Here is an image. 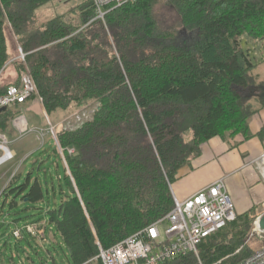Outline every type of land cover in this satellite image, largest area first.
Wrapping results in <instances>:
<instances>
[{
  "label": "trees",
  "instance_id": "1",
  "mask_svg": "<svg viewBox=\"0 0 264 264\" xmlns=\"http://www.w3.org/2000/svg\"><path fill=\"white\" fill-rule=\"evenodd\" d=\"M48 1L0 0V95L28 68L50 120L96 106L81 128L56 129L63 155L56 143L52 151L69 191L42 228L47 235L54 225L71 264H104L100 246L108 249L171 211V185L204 143L251 136L249 119L264 109V0H134L109 8L104 20L92 0H83L44 21L37 10ZM163 5L191 38L162 24ZM249 39L261 40L257 52L246 47ZM236 87L261 92L244 97ZM35 102L33 96L24 105ZM21 106L0 111L1 132L9 134ZM8 192L23 202L44 200L39 178ZM262 214L255 207L237 214L202 240L201 262L236 264L249 256L253 251H236ZM161 264L199 263L189 253Z\"/></svg>",
  "mask_w": 264,
  "mask_h": 264
},
{
  "label": "built area",
  "instance_id": "2",
  "mask_svg": "<svg viewBox=\"0 0 264 264\" xmlns=\"http://www.w3.org/2000/svg\"><path fill=\"white\" fill-rule=\"evenodd\" d=\"M92 1L97 12L96 18L104 20L109 8H119L134 0ZM18 49L19 58L25 61V55L19 45ZM33 96L37 97L38 103L43 106L35 80L29 69L26 68L21 74L20 84L9 85L4 94L0 95V109L24 105ZM88 110L89 108L80 109L73 116L65 119L62 123V129L74 131L81 128L86 121L92 119L94 110ZM47 119L49 121L48 116ZM12 126L18 134L15 139H20L29 132L35 131L31 129L28 118L23 112L18 113L13 118ZM49 128L54 135L59 152L63 155L56 135V126L54 127L49 121ZM38 133L41 144H44V133L40 131ZM12 142L7 134L0 131V167L14 160L17 156L16 151L11 148ZM253 163L258 166L264 177V151L253 160ZM173 199L174 206L164 217L108 249L100 246L99 257L104 264H161L189 253L196 256L199 264H203L200 260L198 245L202 240L219 232L237 218L236 205L229 192L227 179L221 177L184 200L177 198L174 194ZM165 223L168 226L163 230L162 226ZM43 225L45 224L29 222L23 226H16L12 235L19 240L24 237L25 233L46 238ZM256 230L264 234L258 228V223H256ZM236 264H264V248L252 252Z\"/></svg>",
  "mask_w": 264,
  "mask_h": 264
},
{
  "label": "rangeland",
  "instance_id": "3",
  "mask_svg": "<svg viewBox=\"0 0 264 264\" xmlns=\"http://www.w3.org/2000/svg\"><path fill=\"white\" fill-rule=\"evenodd\" d=\"M82 1L83 0H50L39 7L37 13L41 20L46 21L57 15L68 13ZM159 9L160 19L165 27L179 30V38L192 37L191 33L180 29L178 16L172 8L163 5ZM11 35L13 39H16L15 35L12 33ZM260 41L254 42L249 39L246 42V47L251 46L254 52H257V47L261 44ZM14 75L15 73L12 74L13 77ZM10 80H13V78H8L6 83ZM236 92L245 97L258 95L261 91L252 87H236ZM253 100V102H255V99ZM88 107V111L94 110L95 112L96 106H94V104H90ZM40 108L41 107L37 104L33 108L27 104L21 106L20 112L25 113L31 129L35 131L29 132L20 139H15L18 134L12 126V122L8 127L10 132L7 135L13 141L11 148L16 151L17 156L14 160L0 167V264H71L68 250L56 231H54V233L57 234L56 242L51 233L49 237L47 236V239L43 238V236L40 238H32L27 235L24 239L19 240L12 235L16 226H23L28 221H37V223L45 224V220L48 219L47 211L49 209H58L63 200L66 199L68 195L67 192L69 191L65 180H59L60 177L64 176L65 170L64 166L59 162L52 151V147L56 142L49 128V121L54 127L56 126L57 130L62 129L63 121L73 116L74 113L78 112L80 109L72 113L60 114L48 121ZM93 115L94 113L92 117ZM38 131L44 133V144H41ZM57 163H59V165H57ZM255 169V179L257 178L258 181L260 180V184L264 187V180L260 171L256 167ZM28 177L31 183L39 178L44 190V200L42 202L29 203L26 201L27 199L23 202L19 196H14V194L10 192H8L7 196L3 195L5 190L10 189L11 184L19 185L25 183ZM244 183L250 184L249 182ZM248 184H243L242 186L244 195L253 189L247 186ZM14 200L17 201L18 204L11 207V203ZM257 205L258 211L263 212L264 201ZM167 226L168 224L165 223L162 229L165 230ZM48 239H51L54 244L49 243L50 240ZM226 239H228V236H226ZM243 248L246 249L247 252H255L264 248V234L259 233V231L256 230V226L246 238L244 245L238 249L236 253H239Z\"/></svg>",
  "mask_w": 264,
  "mask_h": 264
},
{
  "label": "crops",
  "instance_id": "4",
  "mask_svg": "<svg viewBox=\"0 0 264 264\" xmlns=\"http://www.w3.org/2000/svg\"><path fill=\"white\" fill-rule=\"evenodd\" d=\"M16 41L14 39L13 43L18 47ZM36 104L41 107L43 114L48 116L44 107L38 102L30 107L33 108ZM249 128L251 136L248 138L243 134L228 139L217 136L204 143L201 155L190 166L179 170L177 180L171 185L173 194L184 200L219 178L226 177L237 213H245L254 207L258 210L257 204L264 201V187L260 184V180L255 179V167L258 168V166L253 163V160L264 151V109L249 119ZM260 174L264 180L261 171ZM243 184H248L247 186L253 189L244 195ZM48 228L50 229L46 238L51 233L56 242L57 234L54 233V225H48ZM51 239H48L49 243L54 244Z\"/></svg>",
  "mask_w": 264,
  "mask_h": 264
},
{
  "label": "water",
  "instance_id": "5",
  "mask_svg": "<svg viewBox=\"0 0 264 264\" xmlns=\"http://www.w3.org/2000/svg\"><path fill=\"white\" fill-rule=\"evenodd\" d=\"M5 109H6V107H2V108L0 109V111H3V110H5ZM257 223H258V228L260 229V231H261V232H264V214H262V215L259 217Z\"/></svg>",
  "mask_w": 264,
  "mask_h": 264
},
{
  "label": "bare ground",
  "instance_id": "6",
  "mask_svg": "<svg viewBox=\"0 0 264 264\" xmlns=\"http://www.w3.org/2000/svg\"><path fill=\"white\" fill-rule=\"evenodd\" d=\"M19 83V82H18Z\"/></svg>",
  "mask_w": 264,
  "mask_h": 264
}]
</instances>
